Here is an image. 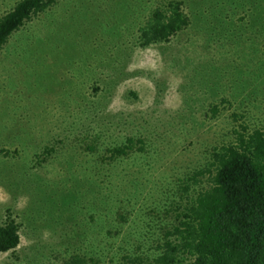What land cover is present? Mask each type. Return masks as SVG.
Segmentation results:
<instances>
[{
    "label": "rangeland",
    "instance_id": "374dc122",
    "mask_svg": "<svg viewBox=\"0 0 264 264\" xmlns=\"http://www.w3.org/2000/svg\"><path fill=\"white\" fill-rule=\"evenodd\" d=\"M18 1L0 0V17ZM171 1L61 0L27 21L0 50V221L19 222L13 256L25 264L32 258L44 264L43 254L83 240L104 264H117L128 251V222L113 236H84L91 214L95 221L102 210L96 214L100 205L89 184L88 193L74 194L75 182L62 164L81 162L83 155L94 163L100 150L140 133L147 152L118 163L105 177L109 189L103 193L108 191L106 204L140 202L142 219L161 228L185 205V178L206 167L215 145L232 138L234 112L251 128H264V9L259 16L256 0V14L249 17L240 4L251 10L253 0H181L190 27L169 42L138 46L139 27ZM200 59H210L209 67ZM240 72L249 86L237 85L239 98L211 119L209 104L234 89ZM97 134L100 144L92 154L87 144ZM52 146L58 158L44 154ZM95 191L98 196L102 188ZM137 211L129 213L130 222L146 228ZM75 233L82 237L76 243ZM12 253H0V261Z\"/></svg>",
    "mask_w": 264,
    "mask_h": 264
},
{
    "label": "trees",
    "instance_id": "16d2710c",
    "mask_svg": "<svg viewBox=\"0 0 264 264\" xmlns=\"http://www.w3.org/2000/svg\"><path fill=\"white\" fill-rule=\"evenodd\" d=\"M59 1L19 0L0 17V50L27 21L46 13ZM255 3L256 0L249 1L252 9L246 10V2L243 1L240 4L243 14L249 17L256 14ZM257 3L261 16L264 0H257ZM191 23L182 1L173 0L166 7H157L151 12L146 22L139 27L137 45L146 48L169 42L179 32L190 27ZM260 28L263 32L261 36H264L262 18ZM201 61L199 65L209 67L210 59ZM91 62L88 59L85 65ZM111 74L106 75L111 77ZM106 75L104 82L109 87ZM133 76V72L128 73L126 78ZM243 76L244 73L240 72L237 82L233 83L234 89L209 104L207 116L217 118L239 98L241 90L237 85L242 88L249 86L246 76L245 81ZM130 93L137 96L135 91ZM242 118V114L233 113V121L237 126L233 129L232 138L215 145L210 151L206 167L194 171L182 182L180 193L185 205L177 211L173 221L164 219L161 228L157 223L149 226V221L145 217L142 219L140 202L132 205L117 199L115 204H106L108 191L103 193L104 188L109 189L105 177L113 173L118 163L132 155L147 152L146 139L140 133L100 150L94 163L91 162L92 156L87 155L88 158H85L83 155L81 162L68 161L62 164L64 171L70 172V178L75 182L74 194L88 193L85 188L89 184L100 205L96 214L102 210L100 218L95 221L94 214H91L93 219L86 225L84 236L88 235V231H93L91 236L94 233L113 236V230L119 233V228L126 226L124 233L129 248L117 264H264V128H251ZM93 136L89 139L91 143L87 144V152L96 154L101 136ZM44 154L58 158L57 147H46ZM205 176L208 179L206 183L203 180ZM80 180H84V184ZM96 188H102L98 196ZM135 208L140 215L139 222L141 219L146 220V228H134L135 219L130 222L129 213ZM127 222L128 225L123 226ZM105 224L108 226L106 229ZM20 228L19 222L13 217L0 221V253L13 252L0 264H25L13 256L21 241ZM73 237L75 243L82 240L78 233ZM102 247L108 249L105 245ZM95 252L92 244L83 240L73 249L68 245L55 254H43L42 257L48 259L42 261L44 264H104ZM33 263L37 264L35 259L27 260V264Z\"/></svg>",
    "mask_w": 264,
    "mask_h": 264
}]
</instances>
